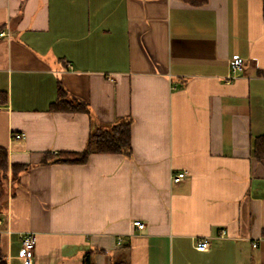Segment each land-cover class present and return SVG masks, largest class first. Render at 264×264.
<instances>
[{"label":"crops","instance_id":"obj_1","mask_svg":"<svg viewBox=\"0 0 264 264\" xmlns=\"http://www.w3.org/2000/svg\"><path fill=\"white\" fill-rule=\"evenodd\" d=\"M0 27L7 264H24L25 232L33 264H264L262 0H0ZM59 85L90 112L50 110ZM127 117L130 156L45 162Z\"/></svg>","mask_w":264,"mask_h":264},{"label":"trees","instance_id":"obj_2","mask_svg":"<svg viewBox=\"0 0 264 264\" xmlns=\"http://www.w3.org/2000/svg\"><path fill=\"white\" fill-rule=\"evenodd\" d=\"M194 4H202L206 0H188ZM264 15V0H262ZM2 27H0V32ZM50 110L69 112H90L89 103L81 98L73 97L67 89L59 85L58 95L52 102ZM132 118H123L110 124H100L91 129L89 138L81 151H59L56 154H47L45 162L52 163H77L84 164L89 161L93 153H120L130 156L133 153L132 145ZM252 153L259 159H264V133L257 135L252 141ZM16 165L13 168L16 169ZM9 169V151L5 146H0V173L5 177ZM86 264H93L91 253L85 256ZM0 264L7 262L0 257ZM113 264H129L127 258L114 260Z\"/></svg>","mask_w":264,"mask_h":264},{"label":"built area","instance_id":"obj_3","mask_svg":"<svg viewBox=\"0 0 264 264\" xmlns=\"http://www.w3.org/2000/svg\"><path fill=\"white\" fill-rule=\"evenodd\" d=\"M5 32H0V36H3ZM230 64L233 68L234 72H245L246 70V62L242 57H234L231 59ZM17 138H21L23 134H16ZM187 177V171H179L172 174L171 178L173 183H180ZM134 225L140 229H144L146 227V223L141 220H135ZM222 232H225L223 230ZM264 239V234L262 236ZM22 239V248L20 252V256L24 261V264H33V257L37 243V235L35 232H25L21 235ZM258 242L255 241L253 246H257ZM211 246V240L209 237H205L200 239L197 244L196 248L201 251H206Z\"/></svg>","mask_w":264,"mask_h":264}]
</instances>
